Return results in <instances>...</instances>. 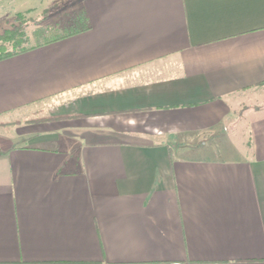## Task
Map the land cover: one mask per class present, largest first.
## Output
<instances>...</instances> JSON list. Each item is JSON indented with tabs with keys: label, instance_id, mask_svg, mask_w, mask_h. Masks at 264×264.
<instances>
[{
	"label": "crops",
	"instance_id": "1",
	"mask_svg": "<svg viewBox=\"0 0 264 264\" xmlns=\"http://www.w3.org/2000/svg\"><path fill=\"white\" fill-rule=\"evenodd\" d=\"M72 2L0 60V264H264V0H0V34Z\"/></svg>",
	"mask_w": 264,
	"mask_h": 264
},
{
	"label": "rangeland",
	"instance_id": "2",
	"mask_svg": "<svg viewBox=\"0 0 264 264\" xmlns=\"http://www.w3.org/2000/svg\"><path fill=\"white\" fill-rule=\"evenodd\" d=\"M75 3H61L56 4L49 9H36L30 11H22L21 13H9L5 16L6 22H4L1 26L10 27L12 22L22 23L25 27L26 32L31 36L32 30H37L40 28L43 32L36 36L38 40H47L54 38L60 34H64L67 31L75 28L78 25L70 26L73 23L66 24L67 21H70L73 18H76L78 11L76 9ZM17 14V15H16ZM19 15V16H18ZM18 16V19H16ZM17 20V21H16ZM79 21H77L78 24ZM32 37V36H31ZM32 42H34V38H31ZM31 41V40H30ZM36 41V40H35ZM30 42V43H32Z\"/></svg>",
	"mask_w": 264,
	"mask_h": 264
},
{
	"label": "trees",
	"instance_id": "3",
	"mask_svg": "<svg viewBox=\"0 0 264 264\" xmlns=\"http://www.w3.org/2000/svg\"><path fill=\"white\" fill-rule=\"evenodd\" d=\"M81 15L80 16L77 15L76 18H73L70 21L66 22V24H68L71 21H73V23L75 24H72L70 26H73V25H78V26L67 31L64 34H60L54 38L47 39V40H38L36 38V36H39L43 32L44 29L41 30L40 28H38L37 30H32L30 33L32 36L31 37L26 32L25 27L21 22L20 23L14 22L9 28L4 29L2 33L0 34V60L11 57L13 55H16L22 52H25L27 50L33 49L40 45L73 35L75 33H78L79 31H82L85 28V25L81 21V19L83 18ZM18 16L16 19H18ZM77 21H79L78 24H77ZM31 38H34V42H32Z\"/></svg>",
	"mask_w": 264,
	"mask_h": 264
}]
</instances>
